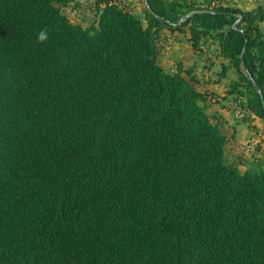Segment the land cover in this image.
<instances>
[{"label": "trees", "instance_id": "1", "mask_svg": "<svg viewBox=\"0 0 264 264\" xmlns=\"http://www.w3.org/2000/svg\"><path fill=\"white\" fill-rule=\"evenodd\" d=\"M67 1L0 0V264H264V170L157 63L164 29L212 37L264 122V8L97 0L84 28Z\"/></svg>", "mask_w": 264, "mask_h": 264}, {"label": "crops", "instance_id": "2", "mask_svg": "<svg viewBox=\"0 0 264 264\" xmlns=\"http://www.w3.org/2000/svg\"><path fill=\"white\" fill-rule=\"evenodd\" d=\"M190 36L189 27L181 32L160 31L157 63L168 73H179L189 85L204 95L202 104L207 115L226 138L225 163L245 172L246 163L264 157V148L254 149L253 146L250 150H244L240 144L247 139L255 140L260 134L264 139V122L250 110L246 114L247 122L237 118L234 96H240L244 83L239 80L229 61L221 56L217 41L206 36L194 49Z\"/></svg>", "mask_w": 264, "mask_h": 264}, {"label": "rangeland", "instance_id": "3", "mask_svg": "<svg viewBox=\"0 0 264 264\" xmlns=\"http://www.w3.org/2000/svg\"><path fill=\"white\" fill-rule=\"evenodd\" d=\"M114 1L119 6L131 11L132 13L140 17L143 20L144 25L146 24L144 19V15H145L144 0H114ZM189 1H194L197 5L203 7L207 6L211 2V0H189ZM224 1L236 5L243 10H247V9L250 10L259 6L264 8V0H229V1L224 0ZM96 4H97V0H68L67 4L62 6L60 5V8L62 12L68 17V19L72 24L80 25L84 28H89L94 24H96L97 22L98 7L96 6ZM243 83H244L243 89L242 91H240V96L242 97L240 98L238 94L237 95L235 94L233 106H235L239 100L240 109L242 110L243 114L245 112L242 121L247 122L248 116L246 114L248 113L249 110L246 109L245 103L247 102L248 91H247L246 83L245 82ZM256 129L257 128H255V130ZM240 146L243 147L244 150L245 148H248L250 150L253 146L254 149H262L264 148L263 135L262 134L258 135V137L255 140H248V139L244 140L240 144ZM245 169H247L245 172L249 171L252 173H256L261 170H264V157H260V159L254 158V161H249V163H246Z\"/></svg>", "mask_w": 264, "mask_h": 264}, {"label": "clouds", "instance_id": "4", "mask_svg": "<svg viewBox=\"0 0 264 264\" xmlns=\"http://www.w3.org/2000/svg\"><path fill=\"white\" fill-rule=\"evenodd\" d=\"M47 39V33L45 30H41L37 36L38 42H43Z\"/></svg>", "mask_w": 264, "mask_h": 264}, {"label": "built area", "instance_id": "5", "mask_svg": "<svg viewBox=\"0 0 264 264\" xmlns=\"http://www.w3.org/2000/svg\"><path fill=\"white\" fill-rule=\"evenodd\" d=\"M234 108L236 109L237 118L242 119L243 118V113H242V110L240 109V102L239 101L236 103Z\"/></svg>", "mask_w": 264, "mask_h": 264}, {"label": "water", "instance_id": "6", "mask_svg": "<svg viewBox=\"0 0 264 264\" xmlns=\"http://www.w3.org/2000/svg\"><path fill=\"white\" fill-rule=\"evenodd\" d=\"M201 12H203V11H192V12H190L189 14H187V15L185 16V18H189L191 15L196 14V13H201ZM181 21H182V20H181Z\"/></svg>", "mask_w": 264, "mask_h": 264}]
</instances>
